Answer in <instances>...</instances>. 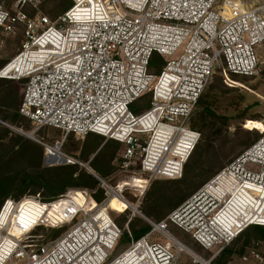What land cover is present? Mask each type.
I'll use <instances>...</instances> for the list:
<instances>
[{"label":"built area","instance_id":"2783aa9c","mask_svg":"<svg viewBox=\"0 0 264 264\" xmlns=\"http://www.w3.org/2000/svg\"><path fill=\"white\" fill-rule=\"evenodd\" d=\"M6 1L0 0V34L23 26L25 41L0 69V79L25 81L19 113L37 130L65 133L42 143L49 167L75 163L63 152L69 134H95L124 146L118 176L137 166L149 182L180 179L201 140L191 121L216 66L235 76L258 72L257 50L264 44V2L258 0H73L55 20L27 13L42 0H12L11 9ZM154 55L165 62L159 73L150 70ZM146 96L148 108L135 113ZM95 178L104 199L78 192L86 206H75L55 225L68 228L40 244L30 243L29 232H11L22 201L7 199L0 211V264H186L184 257L211 264L246 229L264 227V132L164 220L145 218L150 231L139 239L129 232L130 244L118 252L123 230L110 202L117 197L125 212L141 215L146 190ZM127 190L136 192L137 205L125 197ZM169 226L214 252L212 259L180 242ZM240 259L264 264L254 244Z\"/></svg>","mask_w":264,"mask_h":264},{"label":"rangeland","instance_id":"374dc122","mask_svg":"<svg viewBox=\"0 0 264 264\" xmlns=\"http://www.w3.org/2000/svg\"><path fill=\"white\" fill-rule=\"evenodd\" d=\"M257 2L263 3L264 0ZM68 3L69 0H42L40 7L37 9L28 8L26 11L33 18L38 14H46L51 20H55ZM251 4L248 3L247 7H250ZM5 6L11 9L12 0H7ZM24 41L25 29L23 26H17L13 32L0 34V69L20 51ZM257 54L259 58L258 72L252 77L232 75L225 70L222 64L217 65L214 69L192 124L201 133V140L189 159L182 178L177 180L157 179L149 182L148 176L141 173L137 166H133L129 173L121 172L120 176L116 175L112 183L107 181L111 186L117 188L126 182L135 181L139 187H134L141 188L140 185H144L146 190L138 206L141 215L130 211L125 212L124 204L120 201L109 207V210L117 209V211H111V216L125 233L118 245L117 252L130 244L131 236L127 235L131 232L128 224L130 221L133 220L132 224L135 225V228L140 229L149 225L145 218L152 221L164 219L204 183L249 148L264 132V44L258 47ZM24 89L25 82L0 80V182L7 180V183L13 188L8 199L22 201L19 206V214L31 209L30 203L41 207L42 204L56 201L50 205L48 212L42 216L40 222L34 225H27L20 220L16 222L15 219L14 230L19 234L29 232L27 237L30 243L40 244L55 239L68 228V224L61 227H55V225L67 220L70 214L76 210L77 203L71 197L48 199L43 189H40L41 196L34 195L33 187H25L22 184V180L27 177L43 176L50 179L52 173L49 174L43 170H51L57 166L49 167L45 164V149L42 143L53 144L55 141L62 140L65 135L63 131L51 127L37 130L29 119L19 113L18 108H14L21 104ZM149 101L150 97L146 96L135 107L137 109L141 106L148 108L145 104ZM204 108H209L215 116L205 114ZM132 110L134 111L135 108L133 107ZM24 134L32 135L33 139ZM123 150V145H119L117 148L113 140L110 141L98 135L76 136L69 134L65 140L63 152L75 163H65L59 167L76 164L75 166L80 170L93 176H99L92 167V162L103 160L104 163H107L108 155L115 153L116 159L110 165L117 169L115 173H112L115 175L121 169ZM100 151H102V155L99 154ZM145 184H147L146 187ZM134 193H136L134 190H127L125 197L137 205L138 200ZM35 197H39L41 202L32 199ZM7 211L8 208L4 217H6ZM146 211H152V216H145ZM169 229L180 242L200 257L206 261L212 259L214 252L204 250L194 242L191 236L178 228L169 226ZM250 237L253 240L251 244H254L264 255V233L254 232L250 234ZM244 246L245 242L242 237L232 245L230 253L215 259L211 264H247L240 259L246 252H243ZM184 262L194 264V260L189 257H184Z\"/></svg>","mask_w":264,"mask_h":264},{"label":"trees","instance_id":"16d2710c","mask_svg":"<svg viewBox=\"0 0 264 264\" xmlns=\"http://www.w3.org/2000/svg\"><path fill=\"white\" fill-rule=\"evenodd\" d=\"M72 5H73V0H69L67 7L62 11L61 14H63L70 7H72ZM164 63L165 62H164V59L162 57H160L159 55H154L152 60H151V64H150L151 72L159 73L161 71ZM0 80H2V79H0ZM23 82H25V81H23ZM203 95L199 101V105L202 103ZM148 105H147V107H148ZM19 106L20 105H17V107L14 106V108H16V109L18 108V110H19ZM135 106H137V104ZM134 108H135V110H134L135 113L140 112L136 107H134ZM204 113L207 115H210V116H215L209 108H204ZM194 116H193L192 121H191V127L195 130H198L195 127H193V125H192L193 120H194ZM15 117L17 118V116H15ZM3 121H5V120H3ZM88 135H95V134H88ZM100 137H102V136H100ZM110 141H112V140H110ZM114 143L117 146V148H119V145H121L120 143H118L116 141H114ZM101 152L102 151H100L99 154ZM97 155H96V157H97ZM101 155H102V153H101ZM115 159H116L115 153H112V154L108 155L107 163H104L103 160L102 161L96 160V161L92 162V167L95 169V172L97 174H99V176L105 178L106 180H108L109 182L112 183V181L115 179L116 175L117 176L119 175V171H118V174H115V175L112 174V173H115V171H117V169L115 167L110 166L111 162ZM75 165H73V166L63 165L60 167L57 166V168H54L51 170H43L44 172H48L49 174H50V172L52 173L50 176V179H46L43 176L42 177L41 176L27 177V178L22 180V184L25 187H33L34 195L39 194V196H41L42 193H41L40 189H43V191L46 192V194H45L46 197L48 199H52V200L58 199L59 197H62L66 194L73 192V194L69 197H71L78 205L84 206L86 204V200H85L86 198L83 197V195L81 193H78L80 191H84V192L89 193L90 196L96 202H101L104 199V190L101 188L99 181L95 178V176L88 174L87 172H85L83 170H80ZM186 165H185V168H186ZM113 169H114V171H112ZM125 186H138V183L135 181L134 182H126ZM12 191H13V188L11 187V185H9L7 183V180H3V182H0V210H1L5 200L10 198ZM75 192H77V193H75ZM119 201L120 200L113 199L112 204L116 205ZM31 205H32V208H31L32 210L42 211V208H40L39 206L33 205L32 203H31ZM145 213L146 214H144V215L147 217L152 216V214H153L152 211H146ZM164 219H162V220H164ZM162 220L155 221V222H161ZM132 221H130V223H128V224H129V231H131L130 233L134 239L141 238L142 236L146 235L151 229L150 225L144 226L140 229H136L135 225L132 224ZM130 224H131V226H130ZM254 232L264 233V227H260V226L249 227L241 235H239L236 238V240L229 247H227L216 259L220 258L222 255H226V254L230 253V248L232 247V245L235 242H238L242 237L244 238V242H245V246H244V250H243V252H245L247 247H249L251 245V242L253 241L250 237V234L254 233ZM124 234L125 233L123 232V237H124ZM127 235H130V234H127ZM127 235H125V236H127ZM218 264H221V263H218ZM222 264H224V263H222Z\"/></svg>","mask_w":264,"mask_h":264},{"label":"bare ground","instance_id":"6f19581e","mask_svg":"<svg viewBox=\"0 0 264 264\" xmlns=\"http://www.w3.org/2000/svg\"><path fill=\"white\" fill-rule=\"evenodd\" d=\"M30 137H33L32 135H29ZM113 199H118L117 197H114ZM113 199L111 200V202H110V205L112 204V202H113ZM118 200H120V199H118ZM120 202L121 203H123L121 200H120ZM31 204V203H30ZM76 204V203H75ZM124 204V203H123ZM78 204H76V206H77ZM20 206V205H19ZM28 206V205H27ZM26 206V207H27ZM84 206H86V204L84 205ZM49 207H50V205H47V204H42L41 205V207L40 208H42V211H35V210H31V209H28L27 211H25L24 213H22L21 212V214H20V216H19V214L18 215H16V218H14V220H13V222H12V230H11V232L13 233V234H18L19 235V233L17 232V231H15L14 230V226H15V219H16V222L17 221H23V222H25V224H29V225H34V224H36V223H38V222H40V220L42 219V216H44L47 212H48V209H49ZM18 209H19V207H18ZM21 209V208H20ZM5 213V212H4ZM4 215V214H3ZM2 215V221L4 222V223H6L8 220H9V217H8V211H7V215H6V217H4ZM23 224V223H22ZM30 228H31V226H30ZM204 264H208V262H203Z\"/></svg>","mask_w":264,"mask_h":264},{"label":"water","instance_id":"95a60500","mask_svg":"<svg viewBox=\"0 0 264 264\" xmlns=\"http://www.w3.org/2000/svg\"><path fill=\"white\" fill-rule=\"evenodd\" d=\"M24 135L29 137V138H31V139H33V137H30L28 134H24ZM63 163H65V161H63ZM208 264H210V263L208 262Z\"/></svg>","mask_w":264,"mask_h":264}]
</instances>
